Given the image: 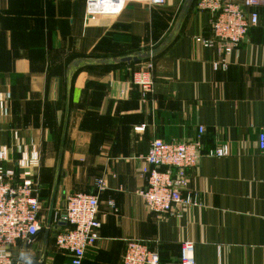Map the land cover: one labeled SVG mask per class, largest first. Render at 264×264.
Returning <instances> with one entry per match:
<instances>
[{
	"label": "crops",
	"instance_id": "obj_1",
	"mask_svg": "<svg viewBox=\"0 0 264 264\" xmlns=\"http://www.w3.org/2000/svg\"><path fill=\"white\" fill-rule=\"evenodd\" d=\"M186 2H129L90 16L87 0H0V93L10 94L0 101L2 164L19 175L24 153L37 155L29 170L42 204L43 229L14 249L16 264H72L56 245L66 225L55 216L79 192L98 194L102 221L82 264H124L130 239L160 264H181L184 241L194 243L195 264H264V8L225 56L228 68L216 70L222 53L204 44L210 14ZM135 55L145 57L118 61ZM148 61L154 83L143 99L133 75ZM200 127L204 153L230 149L187 170L200 205L181 217L150 211L138 191L151 142L192 141Z\"/></svg>",
	"mask_w": 264,
	"mask_h": 264
},
{
	"label": "built area",
	"instance_id": "obj_2",
	"mask_svg": "<svg viewBox=\"0 0 264 264\" xmlns=\"http://www.w3.org/2000/svg\"><path fill=\"white\" fill-rule=\"evenodd\" d=\"M167 0H87L86 10L90 16L117 14L129 2H142L152 6H162ZM199 11L210 14L213 36L205 40L209 47H219L222 59L213 63L214 68L227 69L225 56L230 55L246 39L250 27L258 24L260 9L264 0H197ZM153 64L148 61L133 75L143 99L153 88ZM10 94L0 93V101L8 100ZM7 112V107L4 108ZM142 130L143 127H136ZM192 141L173 140L166 142L154 139L145 156L141 172L146 177L147 186L138 191L147 208L159 215L182 216L185 208L200 205L199 195L189 187L187 170L196 167L205 155L224 157L229 155L228 144L209 150H202L201 133ZM260 152L264 154V131L259 135ZM8 158L6 147L0 148V264H16L14 249L24 248L33 241L43 229L41 222L42 204L39 188L34 181L32 165L39 163L37 155L24 153L20 160L24 171L19 175L15 169L4 168L2 162ZM98 192L105 189L103 179H97ZM108 204L116 209L114 201ZM98 194L75 193L68 195L65 209L55 216L58 223L65 224L64 230L56 235V245L71 258L72 264H82L87 251L99 239L102 221L99 218ZM20 245V246H19ZM194 243H181V264H195ZM157 251L138 239L126 242L123 256L124 264H160Z\"/></svg>",
	"mask_w": 264,
	"mask_h": 264
},
{
	"label": "water",
	"instance_id": "obj_3",
	"mask_svg": "<svg viewBox=\"0 0 264 264\" xmlns=\"http://www.w3.org/2000/svg\"><path fill=\"white\" fill-rule=\"evenodd\" d=\"M192 2H193V0H187L186 3L188 5H190ZM142 57H145V56H140V55L128 56V57H123V58L119 59L118 61L131 63L132 61H135V62L139 61ZM106 61L108 63H110V60H106ZM31 264H42V262L31 259Z\"/></svg>",
	"mask_w": 264,
	"mask_h": 264
},
{
	"label": "clouds",
	"instance_id": "obj_4",
	"mask_svg": "<svg viewBox=\"0 0 264 264\" xmlns=\"http://www.w3.org/2000/svg\"><path fill=\"white\" fill-rule=\"evenodd\" d=\"M28 264H31V259L28 260Z\"/></svg>",
	"mask_w": 264,
	"mask_h": 264
},
{
	"label": "trees",
	"instance_id": "obj_5",
	"mask_svg": "<svg viewBox=\"0 0 264 264\" xmlns=\"http://www.w3.org/2000/svg\"><path fill=\"white\" fill-rule=\"evenodd\" d=\"M140 56H141V55H140ZM142 58H144V57H142ZM142 58H141V59H142Z\"/></svg>",
	"mask_w": 264,
	"mask_h": 264
},
{
	"label": "rangeland",
	"instance_id": "obj_6",
	"mask_svg": "<svg viewBox=\"0 0 264 264\" xmlns=\"http://www.w3.org/2000/svg\"><path fill=\"white\" fill-rule=\"evenodd\" d=\"M148 56H150V55H148ZM72 195V194H71Z\"/></svg>",
	"mask_w": 264,
	"mask_h": 264
}]
</instances>
